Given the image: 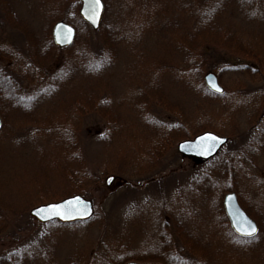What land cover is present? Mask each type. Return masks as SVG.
<instances>
[{
    "label": "rangeland",
    "instance_id": "1",
    "mask_svg": "<svg viewBox=\"0 0 264 264\" xmlns=\"http://www.w3.org/2000/svg\"><path fill=\"white\" fill-rule=\"evenodd\" d=\"M20 1V15L34 24L36 35L29 34V41L23 44L29 45L31 52L38 45L39 66L49 64L50 74L38 70L35 77L17 78L21 85L12 92L21 105L32 103L33 110L40 107L36 109L35 118H43L44 128L28 147L13 142L21 121L16 120V113H21L22 109L17 107L16 112L2 105L7 119L2 116L4 125L0 129V264H127L132 261L264 264V43L260 45L264 36L237 29L238 39L251 44L247 46L253 50L258 49L260 62H247L249 66L243 62L232 68L223 63L216 71L209 72L219 78L226 90L224 96L212 98L216 99L214 106L222 107L223 112L211 106L201 112L198 108L203 101L195 96L188 99L191 103L192 99L194 101V109L187 111L188 130L192 132L197 126L207 124L216 133L231 138L218 158L199 162L178 152L177 144L181 139L177 130L168 129L173 120L169 110L177 114L184 102L181 86L190 88L189 95L203 90L196 83L200 73L197 70L195 75L188 68L181 79L182 60L171 53L167 55L169 51H166L161 30L166 20L164 16L174 8L189 5L190 10H194L196 3L173 0V7L167 0H104L103 19L107 16L116 27L118 42L117 75L103 76L107 81L117 82L118 95L107 101L88 97L90 90L95 94L96 86L92 82L99 81L95 71L85 78L59 73V63L67 62L72 52L68 47L59 48L54 44L52 27L60 20L72 24L78 30L81 43V22L85 21L79 14L81 7L78 10L73 4L75 0ZM221 2L211 0L204 9L207 13L214 11ZM223 2H231L227 15L234 10V16L239 17L237 23L241 22V17L246 18L247 13L258 10L253 1L243 9L236 6L239 0ZM168 7L171 8L165 13ZM198 10L196 7L193 13ZM163 12L165 14L160 16ZM171 24L174 25L175 20H171ZM31 37L38 43H32ZM172 37L178 38L174 33ZM50 39L53 48L49 45ZM5 43L4 47L13 49L11 39ZM256 44L259 47L254 46ZM74 47L73 51L81 52V56L86 52L81 45ZM86 55L91 57L90 53ZM3 57L2 63L9 72L20 74L28 65L24 62L28 57L23 53H19L20 62L15 55L5 53ZM195 60L193 54L187 64H198L193 62ZM235 62H239V58ZM258 68L260 77H257ZM207 74L202 76L203 82ZM53 81L57 82L52 85ZM108 89L112 91L111 87ZM74 93H81L83 102L73 110L69 103L53 106L51 99H72ZM153 101L158 104L149 106ZM80 106L100 110L102 115L110 107L116 117L112 111L107 117L91 113L84 127L82 117L77 114ZM146 116L154 119L149 125ZM254 121L262 128V133L256 134L255 140L250 142L237 140L239 128H248ZM122 122L125 125H121ZM32 124L33 127L42 125L35 120ZM56 126L59 135L51 131ZM78 126L84 127L92 137H70L68 131ZM150 126L154 128L152 133ZM200 164H207L212 171L220 167L223 170L227 167L228 171L221 175L215 172L213 177L207 175L209 178L197 179L194 183L185 181L183 186L176 187L175 177H180L181 170L192 171ZM240 166L244 178L236 181L231 176L236 170L241 172ZM111 177L114 180L108 183ZM159 177L168 178V184L161 186L164 178L157 180ZM215 178L219 185L214 186ZM207 181L210 187L201 193L198 189ZM230 189L240 192L243 208L259 220V233L247 242L237 239L235 242L231 228L224 223L222 202ZM163 192H166L165 198L161 197ZM125 193L129 196L121 202ZM77 194L93 202L94 211L86 221L44 223L31 215V210L41 204L59 202ZM181 235H185L182 241L178 238ZM196 239L207 245L201 249L194 244Z\"/></svg>",
    "mask_w": 264,
    "mask_h": 264
},
{
    "label": "trees",
    "instance_id": "2",
    "mask_svg": "<svg viewBox=\"0 0 264 264\" xmlns=\"http://www.w3.org/2000/svg\"><path fill=\"white\" fill-rule=\"evenodd\" d=\"M167 1L168 3L170 2V6H173L172 5L173 0H167ZM186 1H189V4L191 5H193L194 3L197 4L196 7L199 8V10L196 14L193 13V11L196 10V7L194 10H190L191 6L182 5V6H179L178 8H174L173 10L171 9L172 10L171 13L169 15L164 16L166 17V20L161 25L162 26L161 30L164 33V36H163L164 45L166 46V51L167 50L169 51L167 52V55L169 56V53H171L174 58H178L182 60L181 64L183 67L179 71V73H181L182 71L180 75V77H182L181 79L183 80L185 74L188 73V68L191 69L190 71L195 73V75H196V72L198 73L197 70H199L200 75L196 83L200 85V88H203V90H196L198 92H194V93H191L192 95H189V93H187V90L190 88H186V86L182 85L181 86L182 93L183 92L185 93V96L183 97L184 102L182 103V106L180 105V107L177 109L178 110L177 114H175L173 110H169L170 111L169 115L173 117V120L171 121V123L169 122L170 128L168 129V131L171 132L174 129L177 130L178 137L181 140L186 139V138H191L192 136L198 133H201L205 130H212L211 126L207 124H201L197 126L196 128H194L195 130L192 131L194 133H192L190 130L187 129L188 122H186V120L189 119L190 121V117L187 118V111L189 112V109H194L192 106L194 104L193 99H192V103L188 100L190 97H193V96H195V98L199 97L203 101L202 106L200 108L197 107L198 109H200L201 112H205L206 109L204 108H206L207 106H211L213 109L219 111L220 113L223 112L224 110L220 106L218 107L216 105L215 107L214 106L215 103L213 102L216 99H212V98L224 96L225 93L222 95H217L211 92L207 87H205V84L202 78L204 73L216 71L219 65L223 63H226V66L228 65V68H232V66L242 65L243 62H244L243 65L245 66H249L247 62H252L255 64L260 62V59L258 58L259 57L258 49L253 50L252 48L247 46L251 44H248L247 42L245 43L241 41L240 39H238L236 35V33L238 32L237 29L241 30L242 28H244L245 31L247 30L248 32H254L253 34H258V35L261 34L264 36V0H249L257 4L258 10L255 13H250V14L247 13L246 18L241 17L240 18L241 22H239L240 24L237 23L238 22L237 19H239V17H236L237 15L234 16L235 15V13H233L234 10L233 12L230 11V14L227 15L228 13L227 9L231 5V2H228L227 4L223 2L227 0H218V1H222L221 4H219L218 7L214 11L209 10L208 13L206 12L204 8L207 9L206 5L211 0H186ZM228 1H232V0H228ZM239 1H240L238 2L239 4L236 3V6L238 7L241 6L242 9L243 7H248V2H249L248 0H239ZM20 2L22 1L20 0H0V95H1L0 96V101H1L0 114L1 116L5 118V120L7 119L5 115L6 112L5 110H3L2 105L6 106V108L11 111L17 112V107L22 109L21 113L19 114L16 113L17 115L16 120L20 119L21 121H19V123L17 124L18 134L16 135V138L14 137V140L13 139L12 140L18 146L28 147V145L35 140V137L40 134L38 133V131L44 128L43 118L40 116L35 118L37 114L36 112H38L36 109L40 107L39 106L34 107L35 109L33 110L32 103L21 105L18 98H16L15 96H12V92H14L15 90H18L19 85H21L20 83L17 82V78L21 77L23 80V78L25 77H28V78L35 77V73L38 70L43 71L46 74L47 72L48 74H50L49 73L50 66L49 64L45 66H39V62H38L39 51L37 49L38 45H36L35 51L31 52L28 50L29 45L23 44L29 41V34L33 33V36L35 35V28H34V24L30 20L23 18L20 15V12H19ZM73 4L74 6H76L75 8L79 10L78 7L81 6L79 0H75ZM170 8L171 7H168L164 12L166 13ZM200 10L202 13L199 12ZM164 12L160 14V16H163L165 14ZM226 15L228 19H226ZM252 19H257L256 23ZM171 20H175L174 25L171 24ZM112 24L113 23L109 20V18L105 16L100 29L97 31H94L92 30V28L91 29L88 28L87 27L88 25L85 22H81L80 32L83 35L81 43H79V39H78L79 35H78L77 37L78 42L75 41V43L72 46L68 47L70 48L69 51L72 52L70 53L71 55L70 58L69 59L66 58L67 62L59 63V67L61 69L59 73L67 72L69 76L80 75L81 77L85 78V76H88L90 73L95 71L96 73L95 77L99 78L98 79L99 81L92 82V84L96 86V87L95 86L93 87H95L96 89L94 88L95 90L94 95H92L91 90L90 92H88L89 98L98 97L101 100L111 101L118 95L117 82L112 79H110L111 81H107L103 77L105 75H109L111 77H115L117 75L116 74L117 62H115V60H116L118 42H117V35L115 33L116 27ZM173 33L174 35L176 34L178 36L177 39L175 37L173 39L172 37ZM8 38L11 39L12 43L14 44L13 49L4 47V44L6 45L5 42ZM30 39H32V43H38V40L36 38L31 37ZM263 43H264V40L261 41L260 45H262ZM76 44L81 45L84 48V50H86L83 56L80 55L82 54L81 52L73 51V48H75L74 46ZM49 45L50 46L52 45V48L54 47L51 39H50ZM254 46L259 47V44H256ZM5 53H7L8 56H14V55L17 56V62H20L19 59H21V57L18 58L19 53L26 54L28 57V60L24 59V62H28V65L25 67V69L20 74L9 72L6 69L5 65L2 63L5 60L3 57L5 56ZM87 53H90L91 57L88 58V56L86 55ZM193 54L196 56V60L193 62H198V64L189 66L187 64V61L189 57H191ZM85 58L93 59L95 62H88L87 60H85ZM236 58H239V62H235ZM228 61H232V62H228ZM41 62H44V61L41 59ZM256 67H258V65ZM257 77H260L259 68H258ZM9 79H11L13 83L9 82ZM56 82L57 81H53L52 85L55 84ZM108 87H111L112 91L109 90ZM81 98H82L81 93H77V95L76 93H74V96L72 99L67 98V97H60L54 101L51 99V101L53 102V106L58 105V103L59 105L60 103H65V104L69 103L70 107L73 110L75 106L83 102ZM144 99H146L145 96H144ZM51 103L49 104V106L51 105ZM156 104L158 103L156 101H153L149 103V106H155ZM109 108L110 107L106 108L107 113L102 115L100 113V110L93 109V111H91V109L89 110V108L86 109L84 108V106H80V110L77 114L82 117L81 123H82V126H84L83 124L85 123L88 115H90L91 113L98 114L99 116H106V117L111 115L112 113L113 116L115 115L116 117L115 112H113ZM110 111L112 112L110 113ZM164 111L166 112L165 108H164ZM71 114H74V113L71 112ZM33 115H34V118L32 117ZM145 119H146V124L148 125L150 122L151 123L153 122L152 120H154L148 116H146ZM34 120L36 121V124L38 121L42 125L39 126L38 124V126L33 127L32 121ZM121 125H125V123L122 122ZM130 125L132 126V123H130ZM81 127L78 126L75 130H72V131L69 130L68 131L69 136L71 137L73 135L74 138L80 137L81 135L86 136V138L92 137V136H88L89 133L87 132V130L84 129L85 126L82 128ZM259 127L260 126L258 122L254 121L249 125L248 128H243V129L239 128L240 130L239 136H236L235 138L241 141L246 140L247 142H250L251 140H255L254 138H256L257 136L256 134L258 133L260 134ZM120 128H123V127L120 126ZM236 128L238 129V125H236ZM58 129L59 127L56 126V129H52L51 131L54 132L56 135H59ZM153 130L154 128L150 126V133H152ZM105 138L107 137H104V139ZM175 141L177 140H174L173 142ZM85 142L83 141V143ZM25 143L26 145H24ZM229 143L231 142L229 141ZM219 156L220 154L217 155L216 158H218ZM212 169L213 168L209 169L207 167V164L206 165L200 164L198 165L197 168H195L192 171L190 170V171L184 172L181 170L180 177H175V181L177 185L176 187L183 186L181 184L184 183L185 181L186 183H189V182L194 183L197 181V179L209 178L207 175H210L213 177V174L215 172L216 173L218 172V174L220 173L221 175L222 173H226V171H228L227 167L224 170L222 169V167H220V169L215 170V171H212ZM240 169H241V172L240 170L238 171L236 170V172L232 173V176H231L232 179H235L236 181H238V179L244 178L243 177L244 175H242L243 171H242L241 166H240ZM210 171L212 172V174L209 173ZM34 177H35V174H34ZM163 178L164 177H159L157 178V180H162ZM153 180L156 181V178H151V181ZM210 181H207V183L201 184L198 190H200L201 193L207 191V189L210 187ZM168 182H169V179L164 178V180L161 183V186L162 185L164 186V184H168ZM215 185H219L217 183V180L215 181L214 186ZM159 187L160 185L158 186V188ZM245 187L247 188V185ZM158 188H157V191L159 193ZM230 191H235L238 194L239 199L244 204V201L241 198L239 191L235 189H230ZM163 193L164 194H162L161 197L165 198L166 192H163ZM128 196L129 195L125 193L121 202L126 200L125 198H127ZM116 205H119V204H116ZM222 211H223L224 223L227 222L228 227L230 228L228 219L225 215L223 207H222ZM253 218L257 221V223H259L258 218H255V217ZM191 221L193 222L192 216H191ZM231 232H232L231 233L232 238L234 237V241L235 239H237V240H243L247 242L248 240L247 238L245 239L240 238L236 236L232 230ZM183 234L185 233L183 232ZM192 237L194 236L192 235ZM178 238L180 241H182L185 238V235L178 236ZM185 243L186 242L183 243L184 247L186 246ZM194 244L200 247L201 249L203 245H207V244H204V242H202V240H199V239H196ZM190 250L191 249H189V251Z\"/></svg>",
    "mask_w": 264,
    "mask_h": 264
},
{
    "label": "water",
    "instance_id": "3",
    "mask_svg": "<svg viewBox=\"0 0 264 264\" xmlns=\"http://www.w3.org/2000/svg\"><path fill=\"white\" fill-rule=\"evenodd\" d=\"M82 6L80 15L82 19L88 22L94 30L101 27L103 15L105 11V4L100 0L99 5L95 4V0H80ZM90 16H94L95 23ZM60 27H57V26ZM77 36L76 28L65 21H57L52 29L53 41L60 47H67L72 45ZM206 85L210 90L217 94L224 92L223 86L220 84L218 77L209 73L204 78ZM2 127V118L0 116V128ZM228 142V137L217 134L213 131H205L192 139H186L178 144V151L184 155L192 157H200L209 159L215 156L219 150ZM114 179H108L111 183ZM79 198V199H77ZM59 205L58 208L50 206ZM225 211L230 220L232 229L240 236L249 237L243 234V229H250L255 227L258 232L256 222L250 218L246 212L240 207L237 195L235 192L228 193L224 198ZM94 207L92 200L85 199L82 195L70 196L62 201L39 205L31 210V215L41 222H47L54 219L62 220L64 223H72L75 221L88 220L93 213ZM39 213V214H38ZM128 264H161V263H135Z\"/></svg>",
    "mask_w": 264,
    "mask_h": 264
},
{
    "label": "snow or ice",
    "instance_id": "4",
    "mask_svg": "<svg viewBox=\"0 0 264 264\" xmlns=\"http://www.w3.org/2000/svg\"><path fill=\"white\" fill-rule=\"evenodd\" d=\"M99 3H100V0H95V4L99 5ZM89 19H91L93 21V23H95L94 16H90ZM57 27H60V26L58 25ZM77 199H79V198H77ZM50 207H52V208H58L60 206L59 205H53V206H50ZM255 232H256V229H255L254 226L251 227L250 229H247V228L246 229H243V234L246 235V236H249V237H254Z\"/></svg>",
    "mask_w": 264,
    "mask_h": 264
},
{
    "label": "flooded vegetation",
    "instance_id": "5",
    "mask_svg": "<svg viewBox=\"0 0 264 264\" xmlns=\"http://www.w3.org/2000/svg\"><path fill=\"white\" fill-rule=\"evenodd\" d=\"M259 129H260V133H262V132H261L262 128H261V127H259Z\"/></svg>",
    "mask_w": 264,
    "mask_h": 264
}]
</instances>
